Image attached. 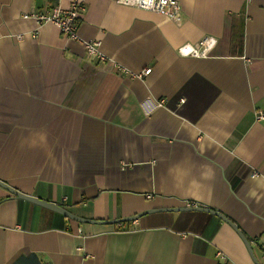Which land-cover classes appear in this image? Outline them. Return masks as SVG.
Instances as JSON below:
<instances>
[{
    "label": "crops",
    "instance_id": "0c3cea01",
    "mask_svg": "<svg viewBox=\"0 0 264 264\" xmlns=\"http://www.w3.org/2000/svg\"><path fill=\"white\" fill-rule=\"evenodd\" d=\"M72 1L0 0V180L86 219L215 209L264 264V0H178L176 22L79 0L104 60L31 16ZM207 36V55L178 52ZM201 220L78 222L0 186V264H255L230 224Z\"/></svg>",
    "mask_w": 264,
    "mask_h": 264
},
{
    "label": "built area",
    "instance_id": "2783aa9c",
    "mask_svg": "<svg viewBox=\"0 0 264 264\" xmlns=\"http://www.w3.org/2000/svg\"><path fill=\"white\" fill-rule=\"evenodd\" d=\"M117 3L122 5H130L137 9L154 11L161 13L172 21H179L180 19V3L178 0H115ZM85 10V4L79 0H73L69 7L62 9L58 6L51 7L50 10L43 13L32 12L36 21L39 23H51L55 25L60 32L70 40H80L78 35L77 27L79 19L81 18ZM23 37L22 34L15 35L16 40H20ZM86 52L91 55L97 56L99 59L104 60V56L99 52L97 41H82ZM216 39L211 36L204 37L197 43L191 44L186 43L179 47L178 52L181 55H189L194 57L205 56L209 53L212 47L215 45ZM151 68L147 67L134 74L135 77L141 78L148 75ZM257 119H263L262 113H257ZM256 173H253L255 175ZM152 195H147L150 199ZM187 206H197L194 204H187ZM220 258H224L219 253Z\"/></svg>",
    "mask_w": 264,
    "mask_h": 264
},
{
    "label": "water",
    "instance_id": "95a60500",
    "mask_svg": "<svg viewBox=\"0 0 264 264\" xmlns=\"http://www.w3.org/2000/svg\"><path fill=\"white\" fill-rule=\"evenodd\" d=\"M0 186H2L3 188H5L7 191H9L10 193L14 194L16 197L18 198H22L25 199L27 201H30L32 203H35L37 205H40L44 208H47L51 211H54L64 217L76 220L78 222H88V223H103V224H117V223H123V222H128V221H132V220H136L139 217L143 216V215H147V214H153V213H161V212H183V211H200V212H206L209 213L211 215H214L216 217H218L219 219L227 222L228 224H230L234 230L240 235V237L242 238L243 242L245 243L253 261L255 262V264H260L258 262V260L254 257L249 241L247 240V238L243 235V233L240 231V229L236 226V224L231 221L230 219H228L225 215H223L222 213H220L219 211L215 210V209H211L208 207H204V206H178V207H158V208H151V209H146L143 211H140L136 214L133 215H129V216H125V217H121L118 219H112V220H94V219H86L80 216L75 215L74 213L70 212L69 210H67L66 208H64L63 206L55 203V202H51V201H46L43 199H40L38 197H34V196H30V195H26L24 193H21L19 191H17L16 189L10 187L9 185H7L5 182L0 180Z\"/></svg>",
    "mask_w": 264,
    "mask_h": 264
},
{
    "label": "trees",
    "instance_id": "16d2710c",
    "mask_svg": "<svg viewBox=\"0 0 264 264\" xmlns=\"http://www.w3.org/2000/svg\"><path fill=\"white\" fill-rule=\"evenodd\" d=\"M240 39H241V35H240ZM246 171L247 170L245 169V173H243V174H246ZM239 177H242V175L239 176ZM239 177H236V175L231 177L230 180L234 184V187L240 182V180L236 179V178H239ZM235 181L237 182L236 184H235ZM182 217L185 218V222H184L185 224H192L191 220L192 219L194 220L195 217H196V219H202L201 221H207L208 218L211 217V215L209 213H205V212L186 211V212H182ZM204 226H205V223H201V225L199 227H197V228L191 227V229H193V230H196V229L197 230H201Z\"/></svg>",
    "mask_w": 264,
    "mask_h": 264
}]
</instances>
